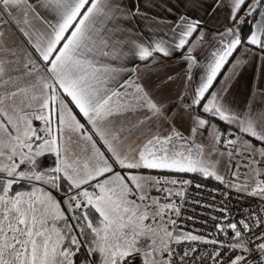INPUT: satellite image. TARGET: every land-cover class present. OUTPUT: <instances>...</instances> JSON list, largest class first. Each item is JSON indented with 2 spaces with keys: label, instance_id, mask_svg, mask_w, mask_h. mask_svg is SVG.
Here are the masks:
<instances>
[{
  "label": "snow or ice",
  "instance_id": "snow-or-ice-1",
  "mask_svg": "<svg viewBox=\"0 0 264 264\" xmlns=\"http://www.w3.org/2000/svg\"><path fill=\"white\" fill-rule=\"evenodd\" d=\"M0 264H264V0H0Z\"/></svg>",
  "mask_w": 264,
  "mask_h": 264
}]
</instances>
